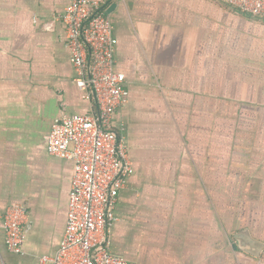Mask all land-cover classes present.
<instances>
[{
    "label": "crops",
    "instance_id": "crops-1",
    "mask_svg": "<svg viewBox=\"0 0 264 264\" xmlns=\"http://www.w3.org/2000/svg\"><path fill=\"white\" fill-rule=\"evenodd\" d=\"M89 1L112 21L128 94L110 124L132 166L110 251L136 264H264V19L215 0ZM67 4L0 0V216L27 214L21 254L0 229V264H38L64 235L74 163L48 155L45 137L55 119L95 112L64 26L43 28ZM241 231L258 258L237 249Z\"/></svg>",
    "mask_w": 264,
    "mask_h": 264
},
{
    "label": "built area",
    "instance_id": "built-area-1",
    "mask_svg": "<svg viewBox=\"0 0 264 264\" xmlns=\"http://www.w3.org/2000/svg\"><path fill=\"white\" fill-rule=\"evenodd\" d=\"M54 22L64 26V46L69 51L74 83L89 90L95 112L55 119L45 137L50 156L69 159L74 171L68 197L65 231L53 257L38 264H136L110 251L109 230L115 221L117 192L132 173L126 144L110 130L115 112L126 103L125 79L114 71L113 24L96 1L67 0ZM253 19H264V0H215ZM7 251L21 254L27 232V214L20 205L0 216Z\"/></svg>",
    "mask_w": 264,
    "mask_h": 264
},
{
    "label": "water",
    "instance_id": "water-1",
    "mask_svg": "<svg viewBox=\"0 0 264 264\" xmlns=\"http://www.w3.org/2000/svg\"><path fill=\"white\" fill-rule=\"evenodd\" d=\"M234 240L237 243V249L241 252L254 258L259 257L262 251V245L258 241L252 239L246 231H241L236 234Z\"/></svg>",
    "mask_w": 264,
    "mask_h": 264
}]
</instances>
